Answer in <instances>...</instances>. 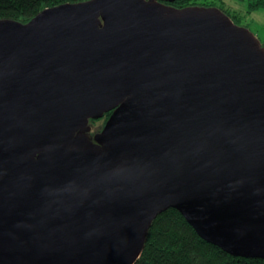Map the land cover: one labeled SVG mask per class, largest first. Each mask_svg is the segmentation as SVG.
I'll return each mask as SVG.
<instances>
[{"label":"water","instance_id":"water-1","mask_svg":"<svg viewBox=\"0 0 264 264\" xmlns=\"http://www.w3.org/2000/svg\"><path fill=\"white\" fill-rule=\"evenodd\" d=\"M163 1L0 19V264H135L171 208L264 258V46Z\"/></svg>","mask_w":264,"mask_h":264},{"label":"trees","instance_id":"trees-1","mask_svg":"<svg viewBox=\"0 0 264 264\" xmlns=\"http://www.w3.org/2000/svg\"><path fill=\"white\" fill-rule=\"evenodd\" d=\"M84 1L88 0H0V19L28 23L47 8ZM236 1L243 4L249 14L264 10V0ZM163 2L178 9L217 5L216 0H204L203 3L198 0ZM221 9L232 19H238V15L231 16L233 11ZM110 114H106L105 120H108ZM135 264H264V258H245L227 253L201 238L184 216L177 209L171 208L153 221L143 252Z\"/></svg>","mask_w":264,"mask_h":264},{"label":"rangeland","instance_id":"rangeland-1","mask_svg":"<svg viewBox=\"0 0 264 264\" xmlns=\"http://www.w3.org/2000/svg\"><path fill=\"white\" fill-rule=\"evenodd\" d=\"M203 3L204 0H198ZM211 1V0H210ZM216 7L231 10V16L238 15L237 18H233L237 25L248 28L252 31L264 46V10L255 11L252 14L247 13L243 4L238 3L236 0H216ZM223 4V7H222ZM102 122L92 123V132H98L100 130ZM100 126V127H99Z\"/></svg>","mask_w":264,"mask_h":264},{"label":"flooded vegetation","instance_id":"flooded-vegetation-1","mask_svg":"<svg viewBox=\"0 0 264 264\" xmlns=\"http://www.w3.org/2000/svg\"><path fill=\"white\" fill-rule=\"evenodd\" d=\"M108 113H111V112H108ZM108 113H106V114H108ZM106 114H105L102 118H100V119H97V120H90V123H91V124L94 123V125H95V123H98V122L101 123V122H102L101 127L99 126V127L102 129V127L105 125V123H106V121H107V120H105V119H107V118H106Z\"/></svg>","mask_w":264,"mask_h":264}]
</instances>
